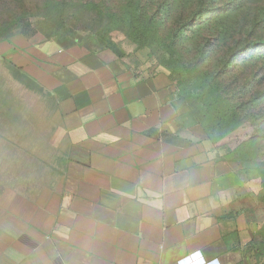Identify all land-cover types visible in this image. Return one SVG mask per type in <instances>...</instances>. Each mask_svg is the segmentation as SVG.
<instances>
[{
  "label": "crops",
  "instance_id": "0c3cea01",
  "mask_svg": "<svg viewBox=\"0 0 264 264\" xmlns=\"http://www.w3.org/2000/svg\"><path fill=\"white\" fill-rule=\"evenodd\" d=\"M0 56L55 96L62 131L54 183L0 195V264H258L256 196L169 75L34 29Z\"/></svg>",
  "mask_w": 264,
  "mask_h": 264
},
{
  "label": "rangeland",
  "instance_id": "374dc122",
  "mask_svg": "<svg viewBox=\"0 0 264 264\" xmlns=\"http://www.w3.org/2000/svg\"><path fill=\"white\" fill-rule=\"evenodd\" d=\"M27 23L64 46L116 45L139 68L169 75L202 138L256 196L254 247L264 264V0H0V41ZM56 106L0 56V195L35 196L54 183Z\"/></svg>",
  "mask_w": 264,
  "mask_h": 264
},
{
  "label": "trees",
  "instance_id": "16d2710c",
  "mask_svg": "<svg viewBox=\"0 0 264 264\" xmlns=\"http://www.w3.org/2000/svg\"><path fill=\"white\" fill-rule=\"evenodd\" d=\"M31 29H34V30H38L34 25H33V23H27L26 25H24V27H23V30L22 31H24V30H31ZM38 31H40V30H38ZM43 34H45V33H43ZM46 35V34H45ZM47 36V35H46ZM48 37V36H47ZM50 38V37H49ZM71 45H75V44H69V46H71ZM257 47H258V43H254L253 45H251L250 47H249V53H252V55L253 54H255V53H257ZM260 47H262V48H264V42H262V43H260ZM103 49H112L119 57H124L125 56V53H124V51L122 50V49H120L119 47H117L116 45H110V46H107V47H105V48H103ZM261 49V48H260Z\"/></svg>",
  "mask_w": 264,
  "mask_h": 264
}]
</instances>
